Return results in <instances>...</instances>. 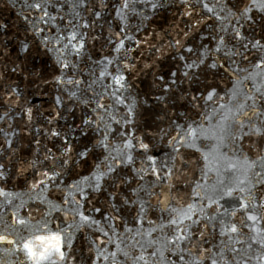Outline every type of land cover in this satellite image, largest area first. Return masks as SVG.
<instances>
[{
	"label": "snow or ice",
	"instance_id": "6c2138e0",
	"mask_svg": "<svg viewBox=\"0 0 264 264\" xmlns=\"http://www.w3.org/2000/svg\"><path fill=\"white\" fill-rule=\"evenodd\" d=\"M167 2L118 0L112 10L122 26L115 40L110 35L107 41L114 45L116 58L93 60L88 43L97 39L92 33L105 19L108 0H24V20L39 41L36 46L55 57L59 74L54 83L60 91L56 104L62 105L67 93L82 106L84 116L71 132L84 137L92 133L95 142L74 156L69 135L49 128L44 135L61 140L62 148L59 156L45 148L40 164L50 163L41 167L39 157L16 156L14 141L0 126L15 169L10 173L0 162V264H264V0H237L231 7L222 0H176L187 30L177 32L168 47L179 53L182 76L202 86L200 95L193 94L188 102L200 110L203 101L212 110H202L200 121L170 120L147 139L131 128L137 103L129 102L124 72L132 70L127 62L131 49L125 48V40H133L127 35L130 19H148L147 12L155 13ZM210 19L216 21L214 48L202 44L196 49L182 42ZM23 50L30 52L27 44ZM225 58L228 63H221ZM20 70L13 66L10 71ZM221 70L234 77L223 94L209 79ZM170 76L169 83L160 85L162 93L177 84V73ZM6 77L8 71L0 70V82ZM245 81L252 82V90L239 87ZM20 98L18 88L9 85L0 103L16 104ZM156 99L165 101L164 95ZM24 111L30 123L31 107ZM7 116L5 111L0 122L7 123ZM201 139L214 141L209 151L201 150ZM156 144L171 150L166 158L157 159ZM93 152L100 158L91 172L66 183L65 172ZM190 153H199L205 166L192 183L190 201L178 206L177 181L193 162ZM29 171L31 178L26 176ZM212 171L217 179L208 185ZM14 176L23 178L19 191L9 187ZM134 183L130 195H119ZM102 193L106 206L88 214L86 205ZM78 235L86 242L81 247L83 253L86 246V257L77 256Z\"/></svg>",
	"mask_w": 264,
	"mask_h": 264
},
{
	"label": "water",
	"instance_id": "95a60500",
	"mask_svg": "<svg viewBox=\"0 0 264 264\" xmlns=\"http://www.w3.org/2000/svg\"><path fill=\"white\" fill-rule=\"evenodd\" d=\"M253 59H254V57H253ZM233 79H234V77L228 76L225 80H223L220 84H218L220 94H223L225 89H230L232 87ZM239 87H241L243 89V91L248 92V91L253 89V84L251 81H245L243 84L239 85ZM202 110H206L209 114H211L212 105L209 104L207 106V108L205 109V107L203 105V101H201V109L200 110L194 109L191 106L183 114H181L179 117H177L174 121H176L177 123H180V124H184V123L190 122V119H189L190 117L195 118L196 120L200 121L201 116H202ZM203 122H204L206 127L209 126L208 121L205 120ZM212 123H215V120H213ZM213 143H214V141L210 140V139H201L200 141H198V144L201 145V150L203 152L209 151V146H211ZM169 151H171V150L168 149L165 144H156V146H155V152L158 154L157 159L166 158L167 153ZM190 154L192 155L193 162L189 166L186 175L181 177L180 180L177 181L178 197L180 198L178 206L179 205L186 206V202L190 201V195L189 194L191 191L192 183L195 180L200 179V176H201L200 169L204 168V166H205V162L199 153H190ZM129 175H131V173H129ZM225 175H227V173H225ZM206 179H207V184L212 185L217 179L216 172L215 171L209 172ZM185 185H187V187H185ZM134 187H136L135 183L132 186H124L122 189L119 190V195L121 197L126 196V195H130L132 188H134ZM105 195H106V193H102V194H99L98 196H96L95 198H93L92 202L88 203L86 205L85 211L91 215V214H94V213H92V209L94 207L99 206L101 208H104L106 206L105 205ZM153 203L155 204V200L153 201ZM154 215L155 214H150V218L153 217ZM145 227H147V224H145ZM89 238H91V237H89ZM82 245H86V242L83 240L82 235H78L77 241L75 244L77 256L83 255L86 257L88 255L87 248L85 246L83 249V253H81ZM81 264H84V262L81 261Z\"/></svg>",
	"mask_w": 264,
	"mask_h": 264
}]
</instances>
